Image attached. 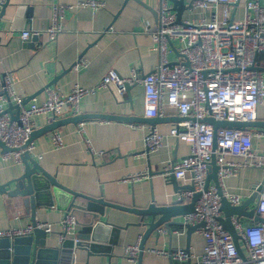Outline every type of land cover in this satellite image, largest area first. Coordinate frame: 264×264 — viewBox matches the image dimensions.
Instances as JSON below:
<instances>
[{
	"label": "crops",
	"instance_id": "1",
	"mask_svg": "<svg viewBox=\"0 0 264 264\" xmlns=\"http://www.w3.org/2000/svg\"><path fill=\"white\" fill-rule=\"evenodd\" d=\"M79 1L0 0V84L4 83L5 74L15 73V91L26 105L44 103L48 87L68 94L75 85L97 87L110 71L127 78L136 68L142 79L157 66L158 55L152 50L151 35L158 24L159 0H100L106 8L99 12L89 8L67 10L62 20L63 31L54 42H49L46 36L34 37L28 42L22 40L23 31L45 30L51 26L54 5L69 6ZM232 18L234 21L244 18L242 1L235 5ZM202 19L212 20L206 11L195 9L190 0H184L183 20ZM147 26L150 28L148 32ZM169 57L171 61L176 60L174 52ZM80 60H84L86 66L77 70L75 65ZM255 67L264 76V51L258 54ZM11 110L16 115V110ZM90 115L112 119L90 118L79 123L66 121L68 123L58 129L63 141L60 149L53 144L54 132L43 134L33 142L32 158L56 176L63 186L78 194L138 210L146 208L152 200L158 205H171L178 201L181 191L191 187L189 181H173L170 169L173 163L190 153L189 144L169 136L175 126L187 119L170 108L164 117L147 118L141 83L130 87L124 96H120L113 85L101 89L81 101L77 115L66 109L63 116L56 120ZM53 121L51 116L35 117L34 131L46 128ZM255 122L264 123V100L258 108ZM140 125L144 127L139 128ZM150 126H156L159 133L167 138L160 151L147 154L144 139ZM247 131L253 136L256 155L262 156L264 136L259 134H263L264 129L251 128ZM3 153L0 148V186L10 183L23 171L21 166L4 161ZM227 160L246 161L238 156H228ZM141 173L147 177L136 182L126 180ZM209 174L213 175L214 169ZM263 179V169L243 168L238 176L226 179L225 186L228 192L248 199L253 194V188ZM14 188L15 184H12L7 190L9 192ZM21 201L19 197L0 193V231L33 225L32 211ZM189 203L183 202V205ZM61 205L64 206L63 203ZM65 214L56 205L38 209L35 214L37 224H47L53 229V233L47 235L49 252L46 256L49 263L55 260V264H139V260L130 263L124 252L128 245L142 241L144 237L146 228L137 225L141 222L140 216L106 207L109 220L119 226L129 225L128 229L121 233L119 244L113 247L110 256H89L83 250L55 253V248L60 246V222ZM183 217L174 220L181 222ZM180 247L189 249L192 256L190 262L162 258L148 252L151 249L175 250ZM204 247L205 239L198 231L191 232L190 236L187 230L180 235L173 233V238L167 233L157 236L154 232L145 241L140 264H194Z\"/></svg>",
	"mask_w": 264,
	"mask_h": 264
},
{
	"label": "built area",
	"instance_id": "2",
	"mask_svg": "<svg viewBox=\"0 0 264 264\" xmlns=\"http://www.w3.org/2000/svg\"><path fill=\"white\" fill-rule=\"evenodd\" d=\"M190 1L193 8L206 11L212 20L184 21L183 24H178L177 14L170 1L159 0L158 24L156 31L151 35L152 50L158 55V64L151 74L142 79L136 68L131 70L127 78L110 71L95 88L75 85L70 93L64 94L59 89L49 87L44 103L33 102L23 106L24 99L16 93L14 87L17 75L12 72L5 74L6 96H0V140L11 151L3 153L2 159L24 166L23 148L35 130V117L51 116L55 120L63 116L66 109L77 115L81 101L97 91L113 85L118 94L124 96L128 87L141 83L144 88V109L147 118L164 117L166 110L170 108L187 119L186 122L175 126L169 136L189 144L190 153L181 161L173 163L170 169L176 180L189 181L194 185V191L184 190L179 194L178 200L190 202L195 193H201V196L195 211L183 217V228L176 229L174 233L180 235L188 226L202 225L197 231L205 239V247L194 264H247L239 256L233 237L220 222L224 215L217 188L213 184H210L207 190L205 187L210 172L209 166L215 156L220 167L218 176L223 195L232 206H241L246 199L228 192L225 180L238 176L243 168L264 170V154L256 155L253 136L247 130H218L215 149L214 129L205 120L214 118L231 123L257 120L258 108L264 100V76L253 68L258 54L264 51V6L262 0ZM241 1L244 18L234 21V7ZM74 8H89L93 12H99L106 8V4L100 0H81L69 6L56 4L53 6L51 26L45 30L23 31L22 40L28 42L31 38L46 36L49 42H54L63 31L62 20L65 12ZM146 30H150L149 26ZM171 52L176 55L175 61H171L169 57ZM82 66H86L84 60H80L75 68L78 70ZM8 99L21 107L19 122L13 121L12 117L4 112ZM148 129L144 141L147 154H152L164 147L167 137L160 134L156 126H150ZM259 135L264 136V133ZM52 141L55 148L63 147L58 130L53 133ZM34 148L32 143L26 151L31 153ZM228 156L242 157L246 161H229ZM146 177L145 173H141L126 180L136 182ZM259 185L253 188V193ZM252 208L255 209L256 216L264 219V188ZM242 218L244 217H231L232 224L240 236L241 247L249 262L264 264V223L245 218L250 223L244 225ZM60 226V243L68 238L78 242L74 217L66 214ZM37 229L44 230L47 234L53 233L51 226L37 224L0 231V239L14 240L31 236ZM160 232L167 233L165 229ZM140 245L141 240H138L125 248L124 255L130 263H137L141 252ZM148 252L179 262H190L192 258L191 254L181 247L175 250L151 249Z\"/></svg>",
	"mask_w": 264,
	"mask_h": 264
},
{
	"label": "water",
	"instance_id": "3",
	"mask_svg": "<svg viewBox=\"0 0 264 264\" xmlns=\"http://www.w3.org/2000/svg\"><path fill=\"white\" fill-rule=\"evenodd\" d=\"M169 1L173 5V10L177 14V23L183 24L184 0ZM171 46L173 47L174 44L171 43ZM187 65L189 64L187 63ZM253 69L256 70L258 68L254 66ZM4 87V83L0 84V96H6ZM129 88L130 87H128L127 91ZM24 105H26L25 101L23 102V106ZM11 109L16 110V115L12 114ZM20 111V105L13 104L11 99L7 100V108H5L4 112L9 114L13 121L19 122ZM105 117L106 116L101 115H90L77 116L69 120L55 119L46 128L39 131H34L29 142L23 148L25 152L22 155V161L24 164L22 167V174L16 179L12 180L10 183L0 186V193L8 194L10 197L21 198V202L24 207L32 211L33 226L37 225L35 214L37 210L41 208H52L56 205L59 209L64 210L66 214L74 217L76 225L80 227V230H78L76 233V239L78 242L75 243L73 238L66 239L64 242L60 243L59 248H55L54 251L58 254L63 252V250L69 252L83 250L86 251L89 256L101 254L110 256L113 247L119 244L121 233L126 231L129 225L124 227L111 222L106 214V207L137 214L140 216L141 220V222L137 225L146 228L140 245L141 252L138 258L140 264L141 258L144 255L145 241L147 237L154 232H157L158 236L161 233L160 230L165 229L167 234L173 238V229L183 228L182 223L175 221L174 219L193 213L201 193H195L190 203L186 205H183V200L173 202L171 205H158L152 200V202L146 208L141 210L135 208H123L118 205L107 203L103 199H96L83 194H78L63 186L58 182L56 176H53L47 172L37 161L32 158L31 153L26 151L28 146L32 144L35 139L48 132L57 131L68 122L79 123L84 119H101ZM105 119L112 118L106 117ZM205 122L210 124L214 129L215 149L217 147L216 134L220 129H264V123L260 122L231 123L227 121H217L214 118H207ZM0 148L4 153L11 151L10 148H8L1 140ZM211 169H214V174H209L205 190L208 189L211 183H213V185L217 188L218 194L221 198V210L224 215V217L220 219V222L233 237L241 259L247 264H253L249 262V259L241 247L240 236L232 224L231 217H244L257 223H264L263 218L255 215V209H251L252 205L257 203L260 197V192L264 188V179L257 190L248 199H246L241 206L234 207L223 195L222 189L220 187L218 176L220 167L216 162L215 156H213L209 166V170ZM171 179L173 181L176 180L173 171H171ZM12 184H15V188L8 192L7 188H10ZM186 190L194 191V185H191V187L187 188ZM61 203H63L64 206H62ZM201 226L202 225L188 226L187 235L190 236L191 232L197 231ZM47 235L48 234L44 230L37 229L31 236L16 238L14 240L6 238L0 239V264H55V260L53 263H49V261H47L49 260V258L46 256V253L49 252L47 250ZM186 251L189 252V249L187 248Z\"/></svg>",
	"mask_w": 264,
	"mask_h": 264
},
{
	"label": "rangeland",
	"instance_id": "4",
	"mask_svg": "<svg viewBox=\"0 0 264 264\" xmlns=\"http://www.w3.org/2000/svg\"><path fill=\"white\" fill-rule=\"evenodd\" d=\"M241 222H242L244 225L248 224V220L245 219V218H242V219H241Z\"/></svg>",
	"mask_w": 264,
	"mask_h": 264
}]
</instances>
